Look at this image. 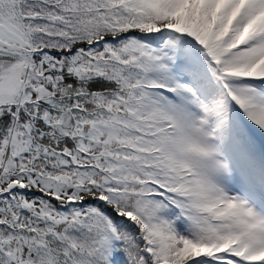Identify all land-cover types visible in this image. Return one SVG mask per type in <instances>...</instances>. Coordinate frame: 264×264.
Instances as JSON below:
<instances>
[{"label":"snow or ice","instance_id":"snow-or-ice-1","mask_svg":"<svg viewBox=\"0 0 264 264\" xmlns=\"http://www.w3.org/2000/svg\"><path fill=\"white\" fill-rule=\"evenodd\" d=\"M0 264H264V0H0Z\"/></svg>","mask_w":264,"mask_h":264}]
</instances>
